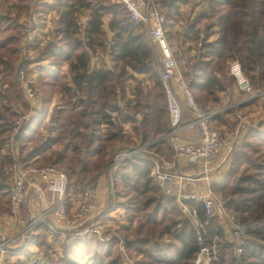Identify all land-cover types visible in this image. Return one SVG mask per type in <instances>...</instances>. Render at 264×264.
<instances>
[{"label": "trees", "instance_id": "trees-1", "mask_svg": "<svg viewBox=\"0 0 264 264\" xmlns=\"http://www.w3.org/2000/svg\"><path fill=\"white\" fill-rule=\"evenodd\" d=\"M35 4H46L57 21L48 39L41 43L35 38L30 46L33 52L25 56L19 29L32 17ZM155 8L173 55L178 60L182 57L189 89L202 110L219 107L227 88L234 91L227 72L230 60H239L253 82L264 84V73L255 80L246 54L251 37L262 41L264 52V0H157ZM6 33L0 40V219L9 213L12 151L18 147L23 167L55 165L66 173L67 216L71 217V197L78 198V186L105 167L107 150L114 148L110 146L118 142L123 145L119 148L137 145L124 133L125 124H131L135 137L141 136L144 142L169 129L152 45L143 23L132 17L121 0H0V36ZM105 48L109 59L95 64ZM19 60L26 64L25 78L33 79V88L41 94L37 108L30 107L19 74L13 70ZM125 86L130 88L125 90ZM127 91L134 102L126 99ZM58 95L61 103L48 113ZM19 107L30 112L22 114ZM40 107V114L31 116ZM139 114L142 119L136 121ZM21 116L28 117L11 139L12 123ZM148 149L173 159L167 140ZM152 167L151 160L133 156L114 171V208H121L122 213L112 214V209L99 220L105 224L101 225L103 236L112 235L109 241L95 235L71 240L66 232L42 223L34 229L33 247L60 243V251L39 258L45 264H121L118 236H123L136 264H196L199 247L193 222L177 200L155 184ZM229 168L226 184L216 186L230 195L225 201L227 211L241 223L259 224L249 230L258 241L249 242L240 258L233 256L220 218L207 216L195 198L184 202L196 210L206 244L217 248L214 264H264V245L258 243L264 240V134L245 133ZM120 183L124 186L119 187ZM32 250H26L32 254H25L22 264L34 260Z\"/></svg>", "mask_w": 264, "mask_h": 264}, {"label": "built area", "instance_id": "built-area-1", "mask_svg": "<svg viewBox=\"0 0 264 264\" xmlns=\"http://www.w3.org/2000/svg\"><path fill=\"white\" fill-rule=\"evenodd\" d=\"M121 1L130 10L132 17L143 23L153 48L155 67L163 85L169 120L168 131L155 138L153 143L160 137L169 141L174 151L173 159L168 160L145 153V149L151 146V142L130 150L109 151L105 167L78 186V204L72 210L71 217H68L67 207L70 198L67 192L66 173L55 165L25 168L18 160V153L13 151L14 163L10 168L12 184L9 189L11 203L6 216L8 232L3 234L0 232V259L5 255H15L28 250L34 236V229L42 223L55 230L66 232L71 240L95 235L102 241H109L112 235L103 236L105 224H101L99 220L114 208L115 202L109 201L110 204L100 211L103 187L105 181L109 180L111 183L113 173L120 162L133 156L151 160L153 164L151 175L155 184L165 195L176 199L181 211L192 220L199 247L196 264H214L217 248L215 245L206 244L201 232L203 226L197 218L196 210L190 208L184 202L185 200L197 199L202 203L207 216L227 217L231 228L230 237L227 240L231 243L233 256L240 258L243 248L249 242L256 240L249 230L256 229L259 224H244L234 215H229L225 200L220 199L213 192L212 184L207 182V177L215 176L222 169L227 168L235 154L241 150L245 133L251 131L264 134V126L256 124L262 121L260 116L264 114V84H255L248 76L243 64L234 59L227 69L229 77L234 81V91L227 88L222 94L219 107L202 110L189 89V81L179 65V60L171 51L162 28L163 19L158 15L153 0ZM38 24L39 19L33 7L32 17L25 19L19 29L24 42L25 56L30 53L35 27ZM81 25L83 26V23ZM201 45L202 43L198 44V46ZM106 48L110 50V43H107ZM246 52L248 68L256 78H260L264 67L261 42L248 41ZM200 54L197 52L196 56L199 57ZM25 67L26 64L21 60L14 66V72L19 74L21 91L33 109L38 107L41 94L33 88V81L25 78ZM235 93L243 94L244 99L233 100ZM238 107L240 110H247L248 113L238 116V125L231 131L228 117ZM121 108L124 109L125 106L122 104ZM255 117L260 118L256 123L250 122L249 119ZM25 119V116H21L13 121L11 139L18 134ZM214 122H218V126ZM185 167L194 170L186 172ZM33 176L46 184L49 196L48 204L43 205L37 216H33L31 201L33 195L44 198L46 194L33 188ZM195 182V187L190 186ZM104 210L107 211L101 214ZM118 237L121 264H136L134 257L125 248V238Z\"/></svg>", "mask_w": 264, "mask_h": 264}, {"label": "rangeland", "instance_id": "rangeland-1", "mask_svg": "<svg viewBox=\"0 0 264 264\" xmlns=\"http://www.w3.org/2000/svg\"><path fill=\"white\" fill-rule=\"evenodd\" d=\"M14 2H18V0H13ZM155 2L157 1V0H154ZM187 8V7H186ZM188 9L189 8H187V11H188ZM34 13L36 14V16H38V19H39V24L35 27V34H34V42H35V37H36V34H38V41L39 42H41V43H44L47 39H48V36L51 34L50 33V31L51 30H53L54 28H55V24H56V21H57V17H53V15H54V13L50 10V9H48V7L46 6V4H44V7L43 6H41V5H39V4H36L35 6H34ZM52 17V18H51ZM51 18V19H50ZM108 20V19H107ZM21 22L23 21L22 19L20 20ZM206 23V21H203V22H201L200 24H201V26H203L204 24ZM45 30V34H44V36H43V31ZM54 32V31H53ZM53 32H52V34H53ZM8 33H11V34H14L13 32H8ZM8 33H6V34H2L1 36H0V40L2 39V38H4V36H6ZM41 37V38H40ZM213 38H215V37H211V39H213ZM250 40H259L260 42H261V44H262V41L260 40V39H258V38H256V37H251V38H249L248 40H247V42H246V45H247V43H248V41H250ZM22 42H23V38H22V41H21V44H22ZM34 42H32V44L34 43ZM246 50H247V47H246ZM262 51H263V44H262ZM33 52V49H31V47H30V53L29 54H31ZM2 53V51H0V54ZM246 54H247V52H246ZM263 55H264V52H263ZM32 58H33V54L30 56V61L32 60ZM109 59V57H108V51L106 50V48L104 49V51L102 52V54H100V56H97V60H95V64L96 63H99V64H101L102 62H106V60H108ZM181 59H182V57L179 59V65L181 66V68L184 70V67H183V65H182V63H181ZM15 61V60H14ZM13 61V62H14ZM232 60H230L229 61V63L231 62ZM21 62V60H19V61H17V62H15L14 63V66L16 65V64H19ZM229 63H228V65H229ZM34 67V64H32V65H30V68H33ZM227 69H228V66H227ZM13 70H14V67H13ZM33 70V69H32ZM184 73H185V70H184ZM263 73H264V67H263ZM263 73H262V75H263ZM128 74H131V75H133L134 73L133 72H131V71H129V73ZM248 74V73H247ZM261 75V76H262ZM185 76H186V73H185ZM249 77H250V75H248ZM254 77H255V80L256 81H258L259 80V78H256V76L254 75ZM186 79H187V81H189L188 80V78H187V76H186ZM27 80H33V79H31V78H29V79H27ZM252 80V79H251ZM253 81V80H252ZM255 83V82H254ZM256 84V83H255ZM143 86V85H142ZM146 85H144L143 87H145ZM126 87H129V86H125V90H126ZM130 88V87H129ZM147 89H148V87H147ZM125 94V96H126V99L127 100H130V101H133V99L131 98V97H129V95H128V91H127V93L125 92L124 93ZM131 95L132 96H134L132 93H131ZM244 95L242 94V95H238V94H234V96H233V100H242V99H244ZM134 102V101H133ZM61 103V100H60V96L58 95V97H57V99H56V101H55V103L53 104V105H50V108H49V110H48V113L50 112V110L52 109V107L53 106H56V105H58V104H60ZM62 106H64V105H60L59 107H62ZM19 109H20V111L22 112V114H24V113H28V112H30V109L29 110H22L20 107H19ZM28 111V112H27ZM248 113V111L247 110H245V109H241L240 110V107H238L237 109H235V110H233V112L231 113V115L228 117V119L230 120V122H229V126H230V129H231V131L232 130H234L236 127H237V125H238V122H239V118H238V116L239 115H243V114H247ZM31 113H29V115H30ZM39 114H40V112H39ZM31 116H34V115H31ZM28 116H26V118H27ZM262 118V121L261 122H258V123H256V121L259 119V118ZM260 117H255V118H250L249 120H250V122H255L256 124H259V125H261V126H264V114H262ZM142 119V117H141V114H139V116L137 117V115H136V121H139V120H141ZM32 126H33V121L30 123ZM131 124H125L124 126H123V131H124V133H126V134H128V137L129 138H132V139H134L135 140V144L134 145H136V146H134V147H125V148H119L118 146H123V145H121V142H118V143H115L114 145H111L110 147H114V148H109L108 150H107V156H106V163H107V157H108V155H109V151H116V150H130V149H132V148H135V147H138V146H141V145H143L142 143H148V142H151V145H154V144H156V143H153V141L155 140L154 138H156V137H153V138H151V139H149L148 141H142L141 140V136H139L138 138L137 137H135V135H134V133L132 132V129H131ZM214 130H218V129H214ZM160 135V134H159ZM31 137L32 138H37L36 137V134H31ZM125 146V145H124ZM13 151H15V152H17V153H19V147L17 148V149H14ZM13 151H12V155H13ZM145 153H147V154H150V155H157L156 153H154V152H152L151 150H149L148 148H146L145 149ZM115 155V154H114ZM158 156V155H157ZM127 159V158H126ZM125 159V160H126ZM233 160V159H232ZM124 161V160H123ZM122 161V162H123ZM122 162H120V163H122ZM232 162V161H231ZM231 162H230V164H231ZM230 164L227 166V168H228V170H227V172L224 174V171H221L220 172V174H219V176L217 177V178H215L216 177V175L215 176H212V175H209L208 177H207V182H209L210 184H216L215 185V190H216V186H224L225 184H226V182H227V179H226V177H227V174H228V172H229V167H230ZM197 169V168H196ZM226 169V168H225ZM8 170V169H7ZM224 170V169H223ZM221 178V179H220ZM122 181H124V180H122ZM121 184V183H120ZM111 185L112 186H114L113 185V178H112V180H111ZM212 185H211V187H212ZM122 186H124V185H120L119 187H122ZM107 191V190H109V185H108V182H106L105 181V184H104V187H103V191ZM212 190L218 195V197L220 198V199H224L225 201L229 198L228 196H230L229 194H226L225 192H223L222 190H214L213 188H212ZM113 193V197H114V192H112ZM106 198H109V195H106V192H105V194H104V204H105V201H106ZM77 200V198H75V197H71V201H72V203L74 204V202ZM104 206V205H103ZM113 209H115V211L112 213V214H114V213H117V212H119V210H118V208H113ZM232 209V208H231ZM228 212V214L229 215H234V214H232L231 212H229V211H227ZM141 216V215H140ZM236 218H239V217H237L236 215H234ZM119 217V216H118ZM117 217V218H118ZM126 218V217H125ZM220 218V217H219ZM220 223L222 224V227H223V229H224V225H225V221H224V219H221L220 220ZM0 232L3 234V232L0 230ZM39 240H43L42 238L41 239H39ZM226 240H227V238H226ZM262 241H259L258 243L259 244H262V245H264V240L263 239H261ZM255 241H258V239H256ZM35 242H36V240H35ZM59 244L60 243H57V244H52V247L51 248H49V247H46L45 245L44 246H42V247H38L37 245L36 246H34L33 247V242H31V244H30V248L29 249H31V248H33V254L35 255V257H34V260H33V258H31V259H29V260H31V262L29 263V264H45V261H43V260H41L40 258H39V256L41 255V254H46V255H49V256H51V252H55L56 254H58L59 253V251H60V249H59ZM25 254H32L31 252H22V253H19L18 255H12V257L11 258H6V255L5 256H3L1 259H0V262L2 263V264H22V260H23V258L22 257H24L25 256ZM53 254V253H52ZM16 256H18V257H21L22 259L20 260V259H18V257H16ZM29 258H30V255H29ZM51 259H55L54 258V256H52L51 257ZM23 264H25V263H23Z\"/></svg>", "mask_w": 264, "mask_h": 264}, {"label": "crops", "instance_id": "crops-1", "mask_svg": "<svg viewBox=\"0 0 264 264\" xmlns=\"http://www.w3.org/2000/svg\"><path fill=\"white\" fill-rule=\"evenodd\" d=\"M44 34H45V30L43 31V36H44ZM35 38H36V41H37L38 40L37 39L38 38V34H36ZM93 65H95V64L93 63ZM55 101H56V99L54 100L53 104L55 103ZM41 109H42V107H40V109L34 114V116H38L39 112L41 111ZM214 124L216 126H218V122H214ZM184 169H185L186 172L194 170V169H192L190 167H185ZM227 170H228V168H226L224 170L222 169V171H224V174L227 172ZM219 174H220V172L216 175V178L219 176ZM190 186H194L195 187L196 186V182L191 184ZM33 188H35L39 192L43 191L46 194L44 196V198L42 196L40 197V196L33 195V198L31 200L32 203H33V216H37L41 212V209H42L43 205H47L48 204L49 196H48L46 184L43 183V182H40L35 176H33ZM105 192H106V195H108V190L107 191L104 190L103 193H102L101 201H100V207H99L100 211L105 209V207L109 204V198H106V201H105V204H104V194H105ZM112 192H114V187H112ZM78 200H79V198H77V200L72 205V210L77 206ZM118 210H119L120 213H122V209L121 208H119ZM221 219H224V221H225L224 231H225V234H226V238H229L230 237L231 228H230L228 219H227L226 216L220 217V220ZM0 230L3 233H7L8 232L7 227H6V217L3 218V219H0ZM0 264H1V262H0Z\"/></svg>", "mask_w": 264, "mask_h": 264}, {"label": "water", "instance_id": "water-1", "mask_svg": "<svg viewBox=\"0 0 264 264\" xmlns=\"http://www.w3.org/2000/svg\"><path fill=\"white\" fill-rule=\"evenodd\" d=\"M153 3H155V1L153 0ZM164 139H162V137H160V138H158L157 140H156V142H154V143H157V142H159V141H163ZM111 183L109 182V180H108V185H109V190H108V195H109V201H110V203H112L113 201H114V198H113V194H112V185H110ZM109 203V204H110ZM107 210H104L101 214H104L105 212H106Z\"/></svg>", "mask_w": 264, "mask_h": 264}, {"label": "bare ground", "instance_id": "bare-ground-1", "mask_svg": "<svg viewBox=\"0 0 264 264\" xmlns=\"http://www.w3.org/2000/svg\"><path fill=\"white\" fill-rule=\"evenodd\" d=\"M216 178V177H215ZM197 189V188H196Z\"/></svg>", "mask_w": 264, "mask_h": 264}]
</instances>
